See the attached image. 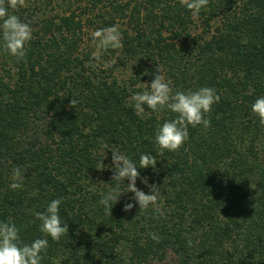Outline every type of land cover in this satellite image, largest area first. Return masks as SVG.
<instances>
[{
  "label": "trees",
  "instance_id": "trees-1",
  "mask_svg": "<svg viewBox=\"0 0 264 264\" xmlns=\"http://www.w3.org/2000/svg\"><path fill=\"white\" fill-rule=\"evenodd\" d=\"M15 14L33 32L23 61L0 50V222L30 244L44 238L35 213L61 200L68 233L47 238L41 264H264V127L251 113L264 96V0H208L195 17L179 0H26ZM111 26L122 46L95 60L92 33ZM157 72L174 91L220 97L210 127L189 126L174 152L154 137L175 114L132 106ZM115 150L137 166L156 158L138 169L160 185L155 207L139 211L127 180L111 215L99 203L117 184Z\"/></svg>",
  "mask_w": 264,
  "mask_h": 264
},
{
  "label": "clouds",
  "instance_id": "clouds-1",
  "mask_svg": "<svg viewBox=\"0 0 264 264\" xmlns=\"http://www.w3.org/2000/svg\"><path fill=\"white\" fill-rule=\"evenodd\" d=\"M181 6L187 8L195 17L201 9L208 4V0H179ZM26 6V0H0V50L15 57L16 60L23 61L26 58V45L32 39L33 27L31 23L22 22L15 14L20 8ZM92 44L96 51L93 58L99 60L103 53L109 49H119L121 45V33L118 26H111L100 29L92 33ZM111 65H105L110 67ZM150 85L145 84V91L136 93L131 97L135 113L138 116L145 114V105L152 112H161L165 109L175 114L174 118L165 121L162 125H157L155 131V144L158 150L174 152L178 151L187 141L189 126L195 128L202 125L204 128L210 127V120L206 118L211 114L212 106L220 99L216 90L212 87H200L193 91L176 90L171 87V81H166L165 77L157 72ZM71 100L70 104L75 105ZM251 113L258 118L259 125L264 127V96L257 98L251 105ZM111 180L117 182L116 187L111 188L99 203L111 215V208L119 202L123 193L119 185L127 180V192H131V199L138 205L139 211L148 210L149 206H156L160 185L149 184L147 177H141L138 169L152 168L155 170L157 160L154 156L141 154L139 166L122 154L119 150L111 151ZM106 155V153H105ZM104 155V156H105ZM106 165L102 160L98 170H104ZM149 189V194L136 187V181ZM13 183L10 188L13 190L23 187L24 173L20 168L13 169ZM60 199L52 200L44 212L35 213V217L40 221L39 231L44 238H37L30 244L21 241L19 229L15 223L0 222V264H41L42 253L48 248V237L53 241L68 233V225L62 224L59 215ZM134 207L133 203H125L122 210L130 211ZM159 211V209H156ZM152 239L159 241V238L152 236Z\"/></svg>",
  "mask_w": 264,
  "mask_h": 264
},
{
  "label": "rangeland",
  "instance_id": "rangeland-1",
  "mask_svg": "<svg viewBox=\"0 0 264 264\" xmlns=\"http://www.w3.org/2000/svg\"><path fill=\"white\" fill-rule=\"evenodd\" d=\"M57 8V10H60V9H62L63 7H64V5H61V6H52V8ZM87 41V43H90V39H88V40H86ZM91 47H92V45H90ZM93 48V47H92ZM96 51V50H95ZM119 69H117L116 71H115V73H118L119 74V76L118 77H123V78H125L129 73H130V71L129 70H124L123 72H122V70L121 71H118ZM172 260H173V258H171V257H168L167 259H165L163 262H161V263H159V264H172Z\"/></svg>",
  "mask_w": 264,
  "mask_h": 264
}]
</instances>
